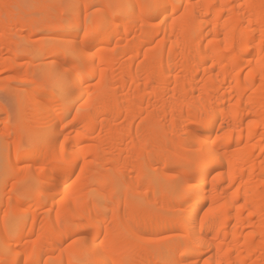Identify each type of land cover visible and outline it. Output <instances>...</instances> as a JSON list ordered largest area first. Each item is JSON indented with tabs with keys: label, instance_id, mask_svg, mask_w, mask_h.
Segmentation results:
<instances>
[{
	"label": "bare ground",
	"instance_id": "obj_1",
	"mask_svg": "<svg viewBox=\"0 0 264 264\" xmlns=\"http://www.w3.org/2000/svg\"><path fill=\"white\" fill-rule=\"evenodd\" d=\"M0 89V264H264V0H0Z\"/></svg>",
	"mask_w": 264,
	"mask_h": 264
},
{
	"label": "snow or ice",
	"instance_id": "obj_2",
	"mask_svg": "<svg viewBox=\"0 0 264 264\" xmlns=\"http://www.w3.org/2000/svg\"><path fill=\"white\" fill-rule=\"evenodd\" d=\"M109 7H115V8H124V7H128L127 5H110ZM149 7H152V8H155L156 6H149ZM132 10L135 11V6H132ZM149 18H151L149 16ZM95 32V27H86L85 30H84V43L86 44L89 37L92 35V33ZM79 42H77V45H78ZM81 51H84V49H81ZM74 107V105H73ZM81 107H83V105H81ZM75 111L77 112V114H79L80 112V108H76ZM71 112V108H69V113ZM72 119H75L74 117H72ZM27 148H28V145L25 144V143H22L21 146H20V149L19 151L20 152H26L27 151ZM33 264H39V262L37 261H33ZM176 264H180L179 261L176 262Z\"/></svg>",
	"mask_w": 264,
	"mask_h": 264
},
{
	"label": "rangeland",
	"instance_id": "obj_3",
	"mask_svg": "<svg viewBox=\"0 0 264 264\" xmlns=\"http://www.w3.org/2000/svg\"><path fill=\"white\" fill-rule=\"evenodd\" d=\"M4 94L8 96V94L4 91V89H3V90L0 89V97L3 96V97H1V98H3V100H4ZM8 97H9V96H8ZM8 97H7V99H6V97H5L6 102H7V100L10 99V98H8ZM1 100H2V99H1ZM3 102H5V101H3ZM6 102H5L6 105L9 104V105H8L9 107L12 106L11 101L7 102L8 104H7ZM4 117H5V114H1V115H0V119H1V120H0V125H2L1 122L3 121L2 119H3ZM5 159H6V157H4L3 155L0 154V167H1V165L3 164V162L5 161ZM17 170H18V169H17Z\"/></svg>",
	"mask_w": 264,
	"mask_h": 264
}]
</instances>
